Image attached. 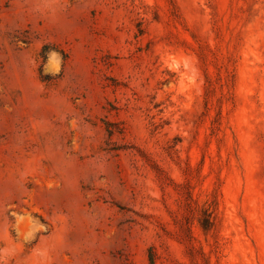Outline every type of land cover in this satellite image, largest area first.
Instances as JSON below:
<instances>
[{"label":"rangeland","instance_id":"374dc122","mask_svg":"<svg viewBox=\"0 0 264 264\" xmlns=\"http://www.w3.org/2000/svg\"><path fill=\"white\" fill-rule=\"evenodd\" d=\"M0 264H264V0H0Z\"/></svg>","mask_w":264,"mask_h":264}]
</instances>
